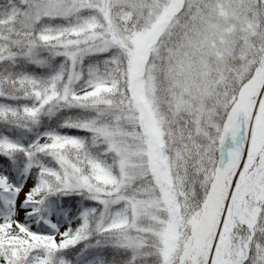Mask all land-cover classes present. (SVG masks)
<instances>
[{
  "label": "snow or ice",
  "instance_id": "snow-or-ice-1",
  "mask_svg": "<svg viewBox=\"0 0 264 264\" xmlns=\"http://www.w3.org/2000/svg\"><path fill=\"white\" fill-rule=\"evenodd\" d=\"M0 264H264V0H0Z\"/></svg>",
  "mask_w": 264,
  "mask_h": 264
}]
</instances>
